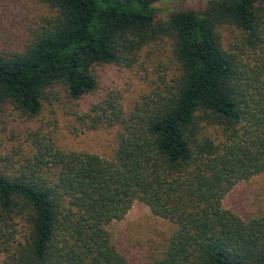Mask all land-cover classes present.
Returning <instances> with one entry per match:
<instances>
[{
	"label": "trees",
	"instance_id": "obj_1",
	"mask_svg": "<svg viewBox=\"0 0 264 264\" xmlns=\"http://www.w3.org/2000/svg\"><path fill=\"white\" fill-rule=\"evenodd\" d=\"M42 1L56 10L49 25L23 51H0V106L36 116L56 86L82 98L99 86L96 65L164 37L178 70L123 121L113 158L50 145L17 173L0 167V221L28 224L16 244L0 233L3 264H128L109 227L136 201L176 225L152 264H264V216L223 206L264 172V61L226 49L221 32L236 26L263 51L264 0H208L166 19L162 0Z\"/></svg>",
	"mask_w": 264,
	"mask_h": 264
},
{
	"label": "rangeland",
	"instance_id": "obj_2",
	"mask_svg": "<svg viewBox=\"0 0 264 264\" xmlns=\"http://www.w3.org/2000/svg\"><path fill=\"white\" fill-rule=\"evenodd\" d=\"M207 1L162 0L155 6L159 17L166 19L178 9H203ZM55 14L56 10L42 0H0V51H23ZM221 32L226 49L242 54L252 65L264 61V50L252 48L243 30L227 24ZM177 70L172 38L164 37L121 63L96 65L99 86L82 98H71L64 88L56 86L49 90L36 116L12 104L0 106V167L7 173H17L35 162V156L50 145L113 158L125 130L123 121H130L144 99L163 87L165 81L170 82ZM114 110L121 121L115 122ZM223 206L244 219L264 216V172L238 182L224 197ZM109 229L128 264H152L163 254L176 225L136 201ZM27 231L28 224L21 217L0 221V233L6 232V239L13 244ZM4 258L0 252V264Z\"/></svg>",
	"mask_w": 264,
	"mask_h": 264
}]
</instances>
